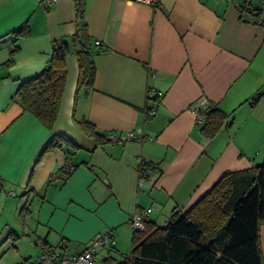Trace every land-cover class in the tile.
Masks as SVG:
<instances>
[{
    "label": "crops",
    "instance_id": "0c3cea01",
    "mask_svg": "<svg viewBox=\"0 0 264 264\" xmlns=\"http://www.w3.org/2000/svg\"><path fill=\"white\" fill-rule=\"evenodd\" d=\"M76 2L0 0V264H28L44 244L75 256L107 232L115 245L97 248L96 262L123 263L136 213L152 208L149 222L164 226L223 175L264 161V25L239 12L246 0H84L88 32L103 43L94 90L76 98L72 54L52 132L23 113L17 91L46 68L55 42L74 35ZM194 105L229 115L213 138L201 132ZM75 119L92 122L103 142ZM129 132L142 141L110 140ZM54 134L79 148L40 158ZM140 158L154 167L141 185ZM260 238L264 257V224Z\"/></svg>",
    "mask_w": 264,
    "mask_h": 264
},
{
    "label": "trees",
    "instance_id": "16d2710c",
    "mask_svg": "<svg viewBox=\"0 0 264 264\" xmlns=\"http://www.w3.org/2000/svg\"><path fill=\"white\" fill-rule=\"evenodd\" d=\"M247 3V0H246ZM76 30L73 36L53 45L46 68L35 78L21 84L17 91L23 113H31L52 132L60 113L67 68L66 58L78 61L76 98L81 89L94 90V58L102 51L92 40L85 21V2H76ZM18 32L24 34V29ZM261 94L251 98L257 101ZM201 132L213 138L227 123L228 114L218 107L203 113ZM76 120L80 130L98 143L103 136L87 119ZM69 137L54 134L40 158L55 150L69 153L78 149ZM148 170L154 169L149 163ZM68 168V164L65 166ZM62 168L67 179L71 170ZM159 172V171H158ZM264 224V161L259 166L223 175L214 187L186 212H172L164 226L146 223L135 231L132 250L123 263L109 256L102 264H264L260 229Z\"/></svg>",
    "mask_w": 264,
    "mask_h": 264
},
{
    "label": "built area",
    "instance_id": "2783aa9c",
    "mask_svg": "<svg viewBox=\"0 0 264 264\" xmlns=\"http://www.w3.org/2000/svg\"><path fill=\"white\" fill-rule=\"evenodd\" d=\"M142 3L159 6L158 0H139ZM42 3L46 6H52L57 3V0H42ZM239 12L243 16H247L249 21H258L264 25V0H247L245 5L238 6ZM96 45L102 46V41L97 40ZM193 112L196 115L199 122L204 121L202 111L197 105L193 106ZM135 132H129L123 135L112 133L110 140L118 144H125L129 141H142ZM148 162L142 158L139 159V184L141 185L149 175ZM56 177L58 175H55ZM9 196H14L13 191L8 192ZM152 208L144 209L136 213L130 220V225L135 231H144L146 223L149 219V215ZM115 245V238L110 232L101 233L94 237L86 250L75 256H67L63 251L51 246L50 244H44L42 250L37 259L31 260L28 264H98L95 260V250L99 247Z\"/></svg>",
    "mask_w": 264,
    "mask_h": 264
},
{
    "label": "rangeland",
    "instance_id": "374dc122",
    "mask_svg": "<svg viewBox=\"0 0 264 264\" xmlns=\"http://www.w3.org/2000/svg\"><path fill=\"white\" fill-rule=\"evenodd\" d=\"M7 209H8V208H7ZM7 209H6V211H7L6 213H9V212H10V209H8V210H7ZM129 250H130V251H129V253H130V252H131V250H132V248L130 247V249H129ZM129 253H128V254H129ZM102 256H103V253H102V251H101V250H100V251H98V252H97V261H100V260L102 259ZM37 258H38V257H37ZM37 258H35V259H37ZM35 259H34V260H35ZM123 259H124V258H123V256H121L119 260H121V261H122Z\"/></svg>",
    "mask_w": 264,
    "mask_h": 264
},
{
    "label": "snow or ice",
    "instance_id": "6c2138e0",
    "mask_svg": "<svg viewBox=\"0 0 264 264\" xmlns=\"http://www.w3.org/2000/svg\"><path fill=\"white\" fill-rule=\"evenodd\" d=\"M4 9H3V7L2 6H0V12H2Z\"/></svg>",
    "mask_w": 264,
    "mask_h": 264
}]
</instances>
